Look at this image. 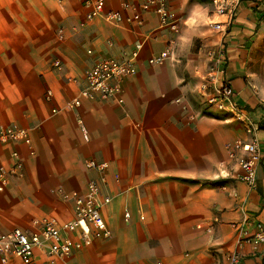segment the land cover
Wrapping results in <instances>:
<instances>
[{
	"label": "crops",
	"instance_id": "0c3cea01",
	"mask_svg": "<svg viewBox=\"0 0 264 264\" xmlns=\"http://www.w3.org/2000/svg\"><path fill=\"white\" fill-rule=\"evenodd\" d=\"M106 1L109 9H120L123 2L138 6L141 0ZM168 2L180 22L175 56L187 27L211 50L224 40L226 77L257 127L264 153V0H229L234 10L224 35L211 26L227 17L216 13L213 0ZM85 12L81 0H0V127H25L31 137L30 145L0 142L7 169L16 165L14 151L20 161L0 194V230H31L35 219L45 217L73 219V203L60 189L84 193L96 176L86 162L96 159L110 165L102 194L111 202L102 213L112 236L55 264H225L237 239L234 224L240 225L244 213L264 224V156L257 185L249 189L227 154L228 143L250 138L246 123L229 111H214L202 96L193 100L175 57L149 64L172 36L160 29L153 10L131 27L101 18L80 27ZM208 24L211 36L202 30ZM138 43L143 48L137 72L122 81V105L94 97L64 108L84 86L88 66L101 58L123 59ZM57 58L62 70L52 66ZM68 76L79 81L68 82ZM53 107L61 109L52 113ZM240 253V264H264V243L246 244ZM47 260L36 250L32 264ZM7 264L23 263L13 256Z\"/></svg>",
	"mask_w": 264,
	"mask_h": 264
},
{
	"label": "built area",
	"instance_id": "2783aa9c",
	"mask_svg": "<svg viewBox=\"0 0 264 264\" xmlns=\"http://www.w3.org/2000/svg\"><path fill=\"white\" fill-rule=\"evenodd\" d=\"M86 12L84 19L79 23L80 27L97 18L104 19L112 25L133 26L134 23L142 24L143 12L153 10L160 18V29H168L172 36L167 40V46L157 54L148 58L151 65L162 64L166 60L175 57L177 48V35L180 33V22L177 14L169 6L168 0H141L138 6L130 2H123L119 9H109L106 0H81ZM215 11L218 15H227L224 21H214L211 26L222 33H226L227 26L232 21L234 4L229 0H213ZM125 10L134 11L126 15ZM59 39L64 38L62 28L58 31ZM142 43H138L133 51L126 54L123 59L101 58L93 65L84 70V86L79 94L68 101L64 108L74 109L81 105L84 99L99 97L105 101H114L122 105V81L125 77L137 72V63L140 57ZM89 53L92 51L89 50ZM209 69L205 80L201 84V91L206 97L207 104L224 111H229L232 116L246 123V132L250 135L248 139H236L227 144V154L240 169L238 179L247 184L249 189L257 185V172L264 156L255 131L257 127L251 121L245 107L239 105L236 100V91L226 77L227 49L224 40L209 52ZM52 66L57 70L64 68L61 59H55ZM67 81L77 83L79 79L68 76ZM46 99L52 101L53 92L46 91ZM61 107H53L52 113L59 112ZM84 132V137L89 141L86 129L79 120ZM24 142L31 144L30 131L28 128L15 125H2L0 127V142L7 143ZM13 156L17 159L13 169H7L0 162V194L7 187L10 175L16 172L20 166L18 152ZM89 169L94 170L96 176L91 178L84 193L78 191L64 192L60 189L65 200L71 201L74 206V218L63 223L51 217L35 219L32 229L25 230L15 228L8 232L0 230V259L2 264H7L11 257H18L23 264H32L35 251L39 250L47 256V264H55L57 258H66L73 252L91 245L95 239H107L112 236V230L107 225L103 216L102 208L111 202L110 195H103V186L107 183L109 163L90 159L86 162ZM118 179V176L116 175ZM245 206V203H244ZM240 225L234 224L237 230L235 247L225 255V264H240V249L248 245H259L264 243V224L253 221L252 217L245 212ZM124 217L129 220L131 213L125 210ZM252 228H250V226ZM208 226L207 230L211 231ZM77 236V238H74Z\"/></svg>",
	"mask_w": 264,
	"mask_h": 264
},
{
	"label": "rangeland",
	"instance_id": "374dc122",
	"mask_svg": "<svg viewBox=\"0 0 264 264\" xmlns=\"http://www.w3.org/2000/svg\"><path fill=\"white\" fill-rule=\"evenodd\" d=\"M213 8L215 10V4L213 3ZM211 26L208 24L205 25L202 30L209 31V35H212ZM60 29V28H59ZM58 29V31H59ZM196 29L187 27L185 29L184 37H185V43L183 44V47L179 48V54L175 56V59L172 60V62L175 64L176 67H182L185 69L186 74V82L191 85L192 87V96L193 100L197 101L196 99H201V96L205 98L206 97L201 91V84L205 80L206 75H204L207 70L209 69V52L212 51L209 47L203 45L202 40L199 36H197ZM57 31V34H58ZM208 57V58H207ZM200 97H199V96ZM214 111L219 113H224L225 111L222 109H219L214 106H210Z\"/></svg>",
	"mask_w": 264,
	"mask_h": 264
}]
</instances>
